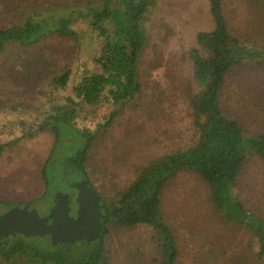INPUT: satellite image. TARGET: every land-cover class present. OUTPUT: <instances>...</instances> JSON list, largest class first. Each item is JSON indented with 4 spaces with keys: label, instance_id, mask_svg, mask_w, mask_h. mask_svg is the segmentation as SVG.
Instances as JSON below:
<instances>
[{
    "label": "rangeland",
    "instance_id": "rangeland-1",
    "mask_svg": "<svg viewBox=\"0 0 264 264\" xmlns=\"http://www.w3.org/2000/svg\"><path fill=\"white\" fill-rule=\"evenodd\" d=\"M74 2L0 0V27L22 23L25 13L40 5ZM207 3L158 0L146 21V42L139 58L141 93L99 137L86 164L90 183L108 202L117 201V192L149 160L185 148L196 139L186 97L192 84L196 88L188 50L194 46L198 31L214 26ZM224 12L232 33L261 52L262 58L244 63L227 76L220 106L247 131L258 133L264 131V0H224ZM73 28L78 31L76 36L50 35L37 47L26 49L10 43L0 55V139L10 143L0 157V200L11 204L34 201L39 214H43L45 204L39 200L44 188L38 171L52 137L43 132L13 140L47 111L49 81L31 76V55L45 56L43 78L66 65L75 80L91 63L96 53L95 33L82 21ZM82 112L77 124L89 125ZM85 112L92 122L102 121V114ZM234 192L251 213L264 215L263 159L247 156ZM5 208L0 204V211ZM161 210L177 241L176 264H264L257 257L252 233L216 215L206 199L204 184L191 172H180L169 182ZM105 246L111 264H150L154 257L142 226L111 231Z\"/></svg>",
    "mask_w": 264,
    "mask_h": 264
},
{
    "label": "trees",
    "instance_id": "trees-1",
    "mask_svg": "<svg viewBox=\"0 0 264 264\" xmlns=\"http://www.w3.org/2000/svg\"><path fill=\"white\" fill-rule=\"evenodd\" d=\"M157 3L158 0H75L73 4H52L53 7L40 5L26 12L22 23L0 27V55L10 43L26 49L37 47L50 35L76 36L78 31L73 26L79 21L96 36V53L75 80L71 79V67L66 65L49 78L41 77L47 62L45 56H30L31 76L49 81L47 111L13 141L43 132L52 137L38 171L44 188L39 197L45 204L41 215L47 213L56 191L68 190L73 181L89 180L86 164L92 147L140 95L139 58L146 42L145 24ZM207 4L214 26L198 31L194 46L188 50L191 79L196 88L192 84L186 97L197 134L195 141L149 160L117 192L115 203L108 202L97 191L102 230L95 241L52 245L48 236L16 234L0 239V264H111L106 255V235L137 226L147 230L154 253L150 264H176L177 241L163 217L161 205L169 182L184 171L204 184L206 199L216 215L243 225L252 233L257 257L264 260V215L251 213L234 192L247 156L254 154L264 160V131H247L224 113L219 101L227 76L250 60L261 59L262 53L232 33L224 0H208ZM70 81L75 82L70 85ZM87 109L95 116L102 114V121L92 122ZM82 111L86 117H81L90 121L89 125L77 124ZM8 144L0 139V157ZM31 202L25 204L34 207V201ZM0 204L5 205V210L25 205L1 200Z\"/></svg>",
    "mask_w": 264,
    "mask_h": 264
},
{
    "label": "water",
    "instance_id": "water-1",
    "mask_svg": "<svg viewBox=\"0 0 264 264\" xmlns=\"http://www.w3.org/2000/svg\"><path fill=\"white\" fill-rule=\"evenodd\" d=\"M76 190L75 215H72L69 194L56 191L54 205L41 215L28 204L14 205L0 212V239L21 234L25 237L48 236L52 245L95 241L102 230L100 197L89 180L79 179L69 183Z\"/></svg>",
    "mask_w": 264,
    "mask_h": 264
},
{
    "label": "flooded vegetation",
    "instance_id": "flooded-vegetation-1",
    "mask_svg": "<svg viewBox=\"0 0 264 264\" xmlns=\"http://www.w3.org/2000/svg\"><path fill=\"white\" fill-rule=\"evenodd\" d=\"M62 193H67V194H69V198L71 199V207H72V212H71V214L72 215H75V209H76V205H74V198H75V195H76V190L75 189H73V188H70V189H68V190H66V191H61ZM52 205H50L49 207H48V209H47V212L49 211V209L54 205V202H53V197H52ZM4 211V210H3ZM0 212H2V211H0ZM47 214V213H46ZM45 215V214H44Z\"/></svg>",
    "mask_w": 264,
    "mask_h": 264
}]
</instances>
